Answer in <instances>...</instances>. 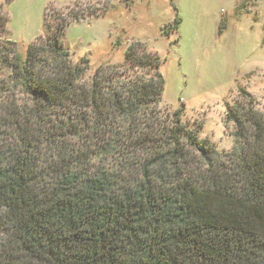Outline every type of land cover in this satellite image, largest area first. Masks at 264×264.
Listing matches in <instances>:
<instances>
[{
	"label": "trees",
	"instance_id": "obj_1",
	"mask_svg": "<svg viewBox=\"0 0 264 264\" xmlns=\"http://www.w3.org/2000/svg\"><path fill=\"white\" fill-rule=\"evenodd\" d=\"M98 15L51 5L24 54L0 40V264H264L254 96L227 106L235 142L220 151L183 108L162 106L163 61L143 42L87 77L64 38Z\"/></svg>",
	"mask_w": 264,
	"mask_h": 264
},
{
	"label": "rangeland",
	"instance_id": "obj_2",
	"mask_svg": "<svg viewBox=\"0 0 264 264\" xmlns=\"http://www.w3.org/2000/svg\"><path fill=\"white\" fill-rule=\"evenodd\" d=\"M77 2L99 14L71 23L64 38L75 62L89 60L87 77L123 62L129 44L143 42L163 61L162 106L183 108V120L202 123L201 137L220 151L234 145V123L225 117L241 89L264 112V0H0V22L6 18L0 40L15 41L24 54L49 30L51 5L60 10ZM176 15L178 29L164 34Z\"/></svg>",
	"mask_w": 264,
	"mask_h": 264
}]
</instances>
